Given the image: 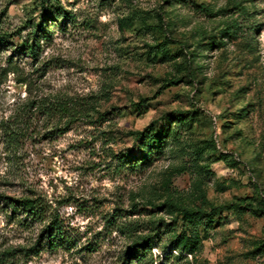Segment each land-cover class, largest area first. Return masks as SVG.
<instances>
[{
  "label": "rangeland",
  "instance_id": "1",
  "mask_svg": "<svg viewBox=\"0 0 264 264\" xmlns=\"http://www.w3.org/2000/svg\"><path fill=\"white\" fill-rule=\"evenodd\" d=\"M144 237L139 264H264V0H0V264H122Z\"/></svg>",
  "mask_w": 264,
  "mask_h": 264
},
{
  "label": "trees",
  "instance_id": "2",
  "mask_svg": "<svg viewBox=\"0 0 264 264\" xmlns=\"http://www.w3.org/2000/svg\"><path fill=\"white\" fill-rule=\"evenodd\" d=\"M41 25H38V28ZM36 31V30H35ZM36 33L33 35L32 43L28 45L27 41L24 42V44L21 46V50H23L28 56H30L33 59L37 58V51L36 48L39 46L38 39L36 40ZM28 109H35L40 111L42 109V105L38 104L35 101H29L27 106ZM60 110H66L65 108L61 107ZM42 110H45L42 109ZM17 135L13 130L8 129L5 133L7 146L10 150L14 149L16 143H17ZM145 140L148 142V144L153 145L157 144L159 142L158 135H148L146 136ZM3 204L7 210L10 211L11 216H20V219L18 222H26L29 221V223L37 222V223H44L46 221L47 225L44 226V228L41 231V235L43 236L42 240H38L35 243L36 247H46L49 249H56L59 248L64 244L65 239L64 235L61 232V225L57 223V219L55 217H50L47 219L46 217V210L45 205L37 198H30V197H23L20 200H14L7 197H3ZM260 207H263L261 204ZM183 219L187 222V228H188V234L189 236H183L184 239V245L191 246L190 248H193L192 243L189 242V239H196V236L198 235L197 227L200 224L202 217L201 213L198 212H189V211H183ZM195 243V242H194ZM145 248L150 249L149 241L146 237L135 241L132 243L131 246H129L126 251L123 253V263L122 264H128V260H135L136 263H140L141 260L144 258V250Z\"/></svg>",
  "mask_w": 264,
  "mask_h": 264
}]
</instances>
